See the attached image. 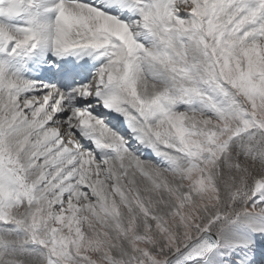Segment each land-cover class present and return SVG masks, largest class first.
I'll return each mask as SVG.
<instances>
[{
  "label": "snow or ice",
  "instance_id": "6c2138e0",
  "mask_svg": "<svg viewBox=\"0 0 264 264\" xmlns=\"http://www.w3.org/2000/svg\"><path fill=\"white\" fill-rule=\"evenodd\" d=\"M0 264H264V0H0Z\"/></svg>",
  "mask_w": 264,
  "mask_h": 264
}]
</instances>
